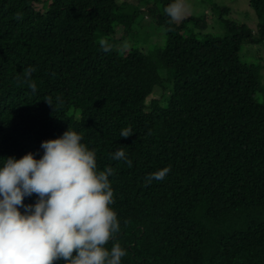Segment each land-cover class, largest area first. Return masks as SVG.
<instances>
[{
    "label": "trees",
    "instance_id": "obj_1",
    "mask_svg": "<svg viewBox=\"0 0 264 264\" xmlns=\"http://www.w3.org/2000/svg\"><path fill=\"white\" fill-rule=\"evenodd\" d=\"M153 1L147 10L165 44L121 51L116 29L128 35L140 13H121L116 0H0V167L28 153L39 160L43 141L75 131L98 171L114 169L109 207L120 230L105 247L120 244L121 264H264L262 75L240 59L244 43H264V0H249L256 33L228 22L227 35L204 40L183 35L189 20L170 21L164 9L174 0ZM29 66L35 93L23 77ZM163 78L172 85L166 106L147 109ZM120 147L131 167L112 159ZM166 167L163 181L145 186Z\"/></svg>",
    "mask_w": 264,
    "mask_h": 264
},
{
    "label": "clouds",
    "instance_id": "obj_2",
    "mask_svg": "<svg viewBox=\"0 0 264 264\" xmlns=\"http://www.w3.org/2000/svg\"><path fill=\"white\" fill-rule=\"evenodd\" d=\"M190 7L186 0H174L164 11L170 21L180 22ZM16 18L22 19V13ZM99 45L105 53L112 50L106 39ZM129 47L124 41L121 51ZM35 71L32 66L23 69L33 93L37 90L31 80ZM45 102L52 106L51 97ZM132 134L130 126L120 133L124 138ZM82 139L68 129L60 138L41 143L39 160L28 153L19 160L7 158L0 167V264H55L60 260L66 264H121L126 252L120 244L114 243L110 250L105 247L120 230L117 214L109 207L114 203L109 181L114 169L98 171L96 153ZM112 159L132 166L122 147ZM169 172L166 167L150 173L145 186L153 180L163 181ZM33 194L38 197L36 202L25 205L24 198Z\"/></svg>",
    "mask_w": 264,
    "mask_h": 264
},
{
    "label": "rangeland",
    "instance_id": "obj_3",
    "mask_svg": "<svg viewBox=\"0 0 264 264\" xmlns=\"http://www.w3.org/2000/svg\"><path fill=\"white\" fill-rule=\"evenodd\" d=\"M116 2L121 6V13H131L133 11L140 13L132 24V31L128 35L125 34L123 27H117L115 37L118 47H121V44L127 41L130 45L129 48L138 46L140 49L147 51L154 46H163L165 44L164 27L159 26L155 17L150 16L147 10L151 5L157 6L155 1L116 0ZM186 3L191 7L189 14L182 20H189L187 21L188 30L183 32L184 36L193 34L200 40H204L208 36L223 37L229 33L228 22L245 25L255 33L257 31L258 16L249 0H186ZM35 6L41 12L45 11V6L42 3L35 2ZM158 13L157 11L156 14ZM193 18L202 20L204 24L198 25L194 22L196 19ZM182 21L175 23L180 24ZM240 59L244 63L260 67L262 80L255 94V100L258 103L262 102L264 99V43L254 45L244 43ZM160 74L164 77L162 70ZM162 80L164 83L163 87H157L147 98V109L153 100H158L161 106H166L167 96L172 85L166 82L164 78ZM76 117H79V112L76 113Z\"/></svg>",
    "mask_w": 264,
    "mask_h": 264
}]
</instances>
